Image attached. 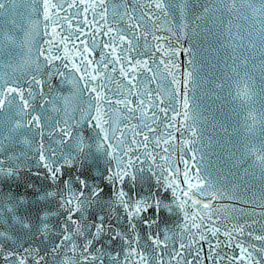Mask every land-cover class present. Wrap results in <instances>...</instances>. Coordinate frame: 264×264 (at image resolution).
<instances>
[{
    "label": "snow or ice",
    "instance_id": "6c2138e0",
    "mask_svg": "<svg viewBox=\"0 0 264 264\" xmlns=\"http://www.w3.org/2000/svg\"><path fill=\"white\" fill-rule=\"evenodd\" d=\"M14 2L15 0H0V12L5 10L6 5L11 6ZM130 2L131 0H124L121 13L113 6V21H116L117 16L120 20L127 21L126 27L121 29L109 25L106 0H89L87 3L86 0H60L59 4L53 0H41L44 20L52 25V39L46 41L49 44L47 49L38 51L34 63L39 71L40 64L36 62L43 56L44 67L51 66V70L45 74L44 80L32 76L27 90L16 80L0 78V261L3 264H46L45 257L49 251L52 257H57L64 248L68 252L64 253L60 264H104L105 259L109 264H203L201 255L204 252V242L208 244L207 258L220 260L223 257L215 252V248L220 247L221 243L231 247L236 236L245 234L244 226L232 225L230 230L222 233L225 241L221 242L217 238L221 234V228L213 220L216 209L210 202L205 203V199L211 201L216 198L210 191V178L205 177L199 167H189L188 162H184L182 173L176 165H169L165 156L159 157L165 163L157 164L156 157L147 151L150 133L153 134V151L155 148H161L165 153L168 151L167 148H162L161 138L155 136L156 129L152 127L158 120L154 109H158L165 117L168 116V111L166 108H159V104L152 99L147 103L139 99L141 95L152 96L151 92L133 91L140 65L143 64L149 72L152 69L148 68L147 61L134 59L130 53L137 50L133 40L143 38L147 47V37L152 34L153 17L156 13L168 15L170 11L176 10V5L172 0H148V11L140 9L137 15V8L130 7ZM30 3L34 4L36 0H30ZM64 4L68 8L77 9L76 16L81 15L80 5H85L83 12L87 13L91 9L92 20L89 21L85 15L73 25L72 19L58 16ZM230 4L231 7L227 3L224 5L229 12L235 9L236 0H230ZM257 4L259 7L255 6ZM247 7L252 14H258L259 35L261 44L264 45V0H248ZM97 8L100 9L99 12L96 11ZM32 11L36 9L33 8ZM208 11L210 10L205 8V12ZM96 16L103 23L97 21ZM61 19L68 25L66 29L59 23ZM243 19L247 20V17ZM11 23L15 25L16 21L12 20ZM91 25H95V29L91 31L92 47H89L81 36L86 35L85 28ZM44 27L47 29L48 24ZM252 27L255 28L256 25ZM136 29H140L139 34H136ZM226 30L230 35L231 27L226 25ZM28 34L27 30L23 37L4 33L0 43L11 49L14 45L27 41ZM45 34L48 35L47 32ZM101 34L108 37L107 42L103 39L97 42L96 38ZM129 35L132 39L128 38ZM248 38L251 40V33ZM153 39L157 37L153 36ZM77 42L79 47L76 46ZM97 47L102 48L99 59H95L93 51ZM54 52H61L62 55H54ZM153 63L156 61L153 60ZM113 73L125 78L127 82L126 93L117 90L116 95L122 96L120 99H113L109 95L111 89L108 85L116 82ZM56 76L60 77L61 82L71 85L70 91L65 95L57 88L50 99H45L43 88L47 85L52 90L51 81ZM33 85L35 93L32 91ZM234 89L238 98L247 99L254 94L244 79H239ZM85 93L88 95L86 109L79 107L84 102ZM36 96L44 99L45 104H50L53 111H63L69 116V119L55 121L51 125L60 136L56 142L57 149L45 148L43 145L41 117L44 113L35 106ZM132 96L138 98L134 106L130 99ZM116 105H122V110L127 114L128 122L124 123L123 128L119 121L113 119L114 112L119 110L115 108ZM183 107L188 109L186 96ZM41 108H44L43 104ZM69 109L73 113L79 112V119L69 115ZM137 112L139 117L136 116ZM183 115L187 119L188 112L185 111ZM132 119L140 120V131H137L136 125L130 126ZM57 124L63 126L57 128ZM81 126L90 129L88 137L83 135ZM165 127L171 128L174 125L170 122ZM34 129V135L41 138L36 163L45 170L50 188H37L29 184L22 192L16 191L14 185L27 165L20 156H8L7 153L14 143H29L27 135L33 133ZM73 129H76L75 133ZM126 131L131 135H126ZM137 137L140 139L137 140ZM69 140L72 143L66 144ZM163 144H169V139L164 138ZM65 145L67 152L61 147ZM141 148L144 149L142 155L152 160L147 171L155 179L156 185V192L147 197L134 194L137 183L144 179V169L138 166L140 156L137 152ZM250 155L255 157V161L264 170V143L260 145L259 153L250 151ZM193 160L195 161V157ZM90 167H94L98 175H88ZM153 167L158 171L153 172ZM65 168H78L80 171L78 175L66 176ZM105 187L112 191L107 201L102 200ZM50 205H54V210ZM94 207V219L90 220L88 213ZM105 209L106 215L117 222L121 218L126 220V225L122 226L124 230L109 224L106 216L100 215ZM118 210L123 211V217ZM149 210H152L156 219L144 218ZM162 212L178 215L183 222L180 226L181 242L178 248L173 245L167 260L161 249L168 248L170 237L165 233L161 239V232H149L142 244L137 228V223H141L151 229L159 223ZM50 217L57 218L58 223L50 224ZM61 217L62 221L59 219ZM52 236L56 237L55 241L50 239ZM210 237L217 238L215 244ZM255 238L264 240V236ZM45 240L49 242L48 247L44 249L45 255H41V247L36 241L44 245ZM117 242L119 248L114 247ZM235 247L240 249L239 256L233 258L237 264H260V260L264 259V248L259 250L260 259H256L243 244L237 242ZM68 253H72L75 258ZM185 253L192 259L188 260Z\"/></svg>",
    "mask_w": 264,
    "mask_h": 264
},
{
    "label": "water",
    "instance_id": "95a60500",
    "mask_svg": "<svg viewBox=\"0 0 264 264\" xmlns=\"http://www.w3.org/2000/svg\"><path fill=\"white\" fill-rule=\"evenodd\" d=\"M53 2L59 4L60 0H53ZM87 2L89 0H86ZM147 2L148 0H131L129 6L136 7V14L139 15L140 9L148 11ZM172 2L176 5V10L170 11L168 15L157 12L156 16L159 18L153 17L152 34L147 37V47L143 38L139 41L133 40V45L137 50L130 53L134 59L147 61L148 68L152 69L149 72L143 64L140 65L135 81L136 87L133 91L151 92L152 96L141 95L139 99L145 100V103L152 99L159 104V108H166L168 111V116L165 117L158 109H154L157 111L158 120L152 125L156 129L155 136L161 138L162 148H167L168 151L165 153L161 148H155L153 151L154 143L151 133L147 151L156 157L157 164L165 163L159 158L165 156L167 163L176 165L182 173L184 162H188L189 167H199L202 174L210 178L212 184L210 191L216 198L211 201L205 199V203L210 202L216 209V216L213 220L216 226L221 228V234L217 237L221 242L225 241L222 233L230 230L232 225L244 226L245 234L236 236L231 247L221 243L220 247L215 248V252H218L223 259H208V244L204 242V252L201 255L203 264H237L233 259L240 254V249L235 247L237 242L248 248L253 253V257L260 259L259 250L264 248V240H257L255 237L264 236V170L255 161V157L250 155V151L259 153L260 145L264 143V45L261 44L259 35L258 14L250 12L247 7L248 0H236L235 9L231 12L224 7L226 3L231 7L230 0H172ZM106 5L109 8V25L114 28H125L126 19L120 20L118 16L116 21L112 19L113 6L116 7L118 13L123 12L124 0H106ZM84 6L80 5L81 15L76 16L77 9L68 8L64 4L58 16L61 18L67 16L73 20V25L82 20L85 15L91 21L92 10L89 9L87 13H84ZM255 6L259 7L258 4ZM33 8L36 11H32ZM205 8L210 11L205 12ZM96 11L99 12L100 9L97 8ZM244 17H247V20L243 19ZM12 20L16 21L15 25L11 23ZM96 20L103 23L99 16H96ZM59 23L65 29L68 27L63 19ZM45 24H48L47 29L44 27ZM254 24L255 28L252 27ZM226 25L231 27L230 35L226 30ZM51 28V23L44 20L41 0H36L34 4L30 3V0H15L11 6L6 5L5 10L0 12V41L4 33L23 37L24 31L27 30L29 34L27 41L14 45L11 49L0 43V78L16 80L25 90L28 89V81L32 76L44 80L51 66L44 67V58L41 56L36 62L40 64V69L37 71L34 61L39 50L49 47L46 41L52 39ZM94 29L95 25L85 28L86 35L81 36L89 47H92L91 31ZM135 31L139 34L140 29ZM46 32L48 35L45 34ZM249 33H251V40L248 38ZM153 36L157 39L154 40ZM128 38L132 39V36L129 35ZM96 39L97 42L101 39L108 41V37L102 34ZM76 46H80L79 42ZM93 51L95 59H99L102 48L97 47ZM53 54L62 55L61 52ZM153 60L156 61L155 64ZM56 63L59 65V61ZM61 70L64 69L61 67ZM68 71L70 72L71 69L69 68ZM189 73H191L190 76ZM245 73H247L246 77ZM112 75L116 82L108 85L111 89L109 95L113 99H120L122 96L116 95L117 90L126 93L127 82L117 73ZM239 79H244L246 83H249L254 93L247 99L238 98L235 95L234 86ZM51 84L52 90L47 85L43 88L46 94L45 99H50L57 88L65 95L71 88L69 83L61 82L59 76L54 77ZM32 91L36 92L35 85L32 86ZM173 96L175 99H172ZM185 96L188 100L187 110L183 107ZM130 99L133 101V106L138 102L137 96H132ZM83 101L79 107L86 109L87 93ZM160 101L164 103H159ZM34 103L36 108L44 113L41 117L44 132L43 145L45 148L57 149L56 142L59 141L60 136L51 125L55 121L69 119V116H66L63 111H53L52 106L45 104L40 96H36ZM115 108L119 110L114 112L113 119L119 121L120 127L123 128L124 123L128 122L127 114L122 110V105H116ZM45 109H47L46 112ZM185 111L188 112L187 119L183 115ZM69 115L79 119L80 113H73L69 109ZM139 115L137 112L136 116L139 117ZM172 117L175 118L172 119ZM170 122L174 127H165ZM129 123L130 126L136 125L137 131L142 129L139 119H132ZM62 126L61 124L56 125L57 128ZM75 131L76 129H73L74 133ZM81 131L85 137L91 134L86 126H81ZM34 133L35 129L33 133L27 135L29 143H14L7 153L8 156H20L27 165L14 185L16 191L22 192L29 184L37 188H50L45 170L36 163L41 138L35 136ZM126 135H131V133L126 131ZM164 138L169 139V144H163ZM139 139L140 137H137V140ZM71 143V140L66 142V144ZM5 145L7 146V142ZM61 147L64 152L68 151L66 145ZM143 152L144 149L141 148L137 155L140 156L138 166L144 169L142 174L144 179L137 183L134 194L147 197L150 193L156 192V185L155 179L151 178L147 171L152 160L142 155ZM100 167L102 170V161ZM64 171L66 176H75L79 174L80 169L65 168ZM152 171L156 172L158 169L153 167ZM87 174L98 175L94 167H90ZM125 190L127 191V188ZM85 194L88 195L87 192ZM111 195L112 191L105 187L102 200L107 201ZM50 207L54 210V205ZM95 211V207L89 211L90 220L94 219ZM118 212L123 217V211L118 210ZM106 213L107 209L100 212V215H105L109 224L124 230L122 226L126 225V220L121 218L117 222ZM144 218L156 219L152 210H149ZM59 219L62 221L63 218ZM49 222L55 225L58 220L50 217ZM182 223L178 215L163 212L160 214L159 223L151 229L137 223L139 235L142 237L141 243L145 242L143 238L149 232H161V239L166 233L170 237L168 248L161 249V251L165 253L164 259L167 260L168 253L173 250V245L175 244L178 248L181 242L180 226ZM217 238L210 237L213 244ZM50 239L55 241L56 237L52 236ZM36 243L41 247V255H45L44 249L48 247V240H45L44 245H40L39 241ZM114 247L119 248V242ZM66 252H68L67 248L61 249L57 257H52L49 251L45 257L46 264H60ZM68 255L73 256L72 253ZM185 255L188 260L192 259L187 253ZM0 264H3V261H0ZM104 264H109L107 259ZM260 264H264V259L260 260Z\"/></svg>",
    "mask_w": 264,
    "mask_h": 264
}]
</instances>
